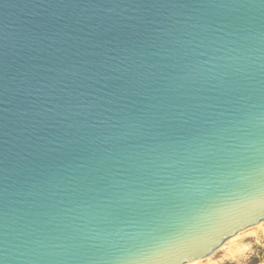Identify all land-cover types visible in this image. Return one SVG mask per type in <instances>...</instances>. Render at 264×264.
I'll return each instance as SVG.
<instances>
[{"label": "water", "instance_id": "1", "mask_svg": "<svg viewBox=\"0 0 264 264\" xmlns=\"http://www.w3.org/2000/svg\"><path fill=\"white\" fill-rule=\"evenodd\" d=\"M264 220V0H0V264H183Z\"/></svg>", "mask_w": 264, "mask_h": 264}, {"label": "rangeland", "instance_id": "2", "mask_svg": "<svg viewBox=\"0 0 264 264\" xmlns=\"http://www.w3.org/2000/svg\"><path fill=\"white\" fill-rule=\"evenodd\" d=\"M195 264H264V221L259 226L243 230L233 240Z\"/></svg>", "mask_w": 264, "mask_h": 264}, {"label": "bare ground", "instance_id": "3", "mask_svg": "<svg viewBox=\"0 0 264 264\" xmlns=\"http://www.w3.org/2000/svg\"><path fill=\"white\" fill-rule=\"evenodd\" d=\"M264 221V220H263ZM262 222V221H261ZM261 222H259V223H257V224H255L256 226H259L260 224H261ZM255 225H253V226H255ZM249 228V227H248ZM247 229V228H246ZM246 229H243V230H246ZM243 230H241V231H239V232H237L236 234H234L233 236H231V237H228V239L227 240H225L224 242H223V244L219 247V248H221V247H223L226 243H228L229 241H231V240H233L234 239V237H237ZM218 249V248H217ZM207 257H209V256H207ZM211 257V256H210ZM203 259V258H202ZM210 259V258H209ZM201 261V259H195V260H192V261H190V262H185V263H183V264H195V263H197V262H200Z\"/></svg>", "mask_w": 264, "mask_h": 264}]
</instances>
